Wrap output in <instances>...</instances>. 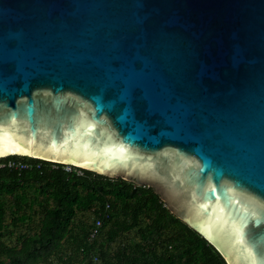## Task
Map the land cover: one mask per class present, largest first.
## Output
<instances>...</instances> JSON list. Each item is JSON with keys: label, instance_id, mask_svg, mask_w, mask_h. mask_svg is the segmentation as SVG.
Listing matches in <instances>:
<instances>
[{"label": "water", "instance_id": "95a60500", "mask_svg": "<svg viewBox=\"0 0 264 264\" xmlns=\"http://www.w3.org/2000/svg\"><path fill=\"white\" fill-rule=\"evenodd\" d=\"M10 155L151 187L264 264V0H0Z\"/></svg>", "mask_w": 264, "mask_h": 264}, {"label": "trees", "instance_id": "16d2710c", "mask_svg": "<svg viewBox=\"0 0 264 264\" xmlns=\"http://www.w3.org/2000/svg\"><path fill=\"white\" fill-rule=\"evenodd\" d=\"M10 159H23L32 167L0 169V264H38L63 246L74 254L82 248L86 255L98 250L103 264H227L205 237L171 213L151 187L86 169L84 175H77L66 172L63 164L19 155L0 158V162ZM7 195L15 200L9 224L1 199ZM36 204L41 206L38 231L20 235L19 244H6V229L32 221L34 214L26 210L35 212ZM85 212L103 221L99 237L92 241L88 236L93 224L74 223L77 214ZM134 230V241L110 251L112 242Z\"/></svg>", "mask_w": 264, "mask_h": 264}, {"label": "built area", "instance_id": "2783aa9c", "mask_svg": "<svg viewBox=\"0 0 264 264\" xmlns=\"http://www.w3.org/2000/svg\"><path fill=\"white\" fill-rule=\"evenodd\" d=\"M57 163V162H52ZM61 164V163H59ZM66 172L76 173L77 175H84L83 168L75 166L63 164ZM10 168L13 170L24 171L31 168V164L24 161L23 159H10L6 162H0L1 168ZM38 168L41 167V164L37 165ZM53 168H57L56 164L52 165ZM110 205H107V213ZM103 225V221L100 218H96L93 226L91 227L90 234L88 236V241H92L99 237L100 227ZM61 250V251H60ZM58 252L54 255H51L48 260L54 264H103V259L100 256L98 250L91 251L88 255L84 253V248L80 249L76 254L72 251L70 247L63 246ZM60 251V252H59ZM45 262V261H44ZM41 262L39 264H44Z\"/></svg>", "mask_w": 264, "mask_h": 264}, {"label": "rangeland", "instance_id": "374dc122", "mask_svg": "<svg viewBox=\"0 0 264 264\" xmlns=\"http://www.w3.org/2000/svg\"><path fill=\"white\" fill-rule=\"evenodd\" d=\"M32 193H34L33 190H30L29 194L32 195ZM1 199H3V201L5 202L6 223L7 222L10 223L12 215H13L12 209H13L14 204H15L14 197L11 196V195L10 196L7 195V197L6 196H2ZM40 208H41V206L36 204L35 208H34L35 212L29 211L28 209L26 210L27 213H29V215L34 214L32 216V221L27 220L25 223H18L17 227L8 225L9 228H10L9 230L14 232V234L6 235L3 238V241H7L8 244H19L20 242H19L18 238H19L20 235H22L24 233H27L28 235H31V234L37 232L38 231L37 229H38L39 219H41V216H40V213H39ZM76 222L77 223L81 222L82 224L89 226L90 224H93L95 222V217H94L92 212L78 213L74 223L76 224ZM134 238H135V230L132 231L130 233V235L128 233L122 234L121 238L119 237V239L115 240L114 242H112L110 244V251L112 253H114L117 249L123 247L124 244L127 245L128 243L134 241ZM102 239L104 240V237L101 238V240Z\"/></svg>", "mask_w": 264, "mask_h": 264}, {"label": "crops", "instance_id": "0c3cea01", "mask_svg": "<svg viewBox=\"0 0 264 264\" xmlns=\"http://www.w3.org/2000/svg\"><path fill=\"white\" fill-rule=\"evenodd\" d=\"M7 223H9V222H7ZM9 229H10L9 227L6 229V233H8L7 235H9V233H11V230H9ZM4 242L7 243V241H4ZM9 245H15V244H9ZM44 264H54V263H52L49 260H47V261L44 262Z\"/></svg>", "mask_w": 264, "mask_h": 264}, {"label": "bare ground", "instance_id": "6f19581e", "mask_svg": "<svg viewBox=\"0 0 264 264\" xmlns=\"http://www.w3.org/2000/svg\"><path fill=\"white\" fill-rule=\"evenodd\" d=\"M7 153H15V152H4V153H1V154H7ZM20 153H22V152H20ZM32 156H34V155H32Z\"/></svg>", "mask_w": 264, "mask_h": 264}]
</instances>
